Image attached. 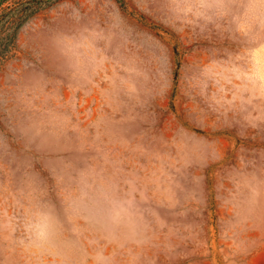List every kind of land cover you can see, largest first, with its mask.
I'll return each mask as SVG.
<instances>
[{
	"label": "rangeland",
	"instance_id": "obj_1",
	"mask_svg": "<svg viewBox=\"0 0 264 264\" xmlns=\"http://www.w3.org/2000/svg\"><path fill=\"white\" fill-rule=\"evenodd\" d=\"M13 23L0 264H264V0H52Z\"/></svg>",
	"mask_w": 264,
	"mask_h": 264
},
{
	"label": "trees",
	"instance_id": "obj_2",
	"mask_svg": "<svg viewBox=\"0 0 264 264\" xmlns=\"http://www.w3.org/2000/svg\"><path fill=\"white\" fill-rule=\"evenodd\" d=\"M6 1L9 0H0V23L4 14H11L12 19L0 24V56L3 55V52L8 47V44L12 42L14 29H10L14 26L13 22L17 19L18 22L24 20L26 17L36 12L43 5L50 3L52 0H19L16 1L15 4L5 7L2 6Z\"/></svg>",
	"mask_w": 264,
	"mask_h": 264
}]
</instances>
